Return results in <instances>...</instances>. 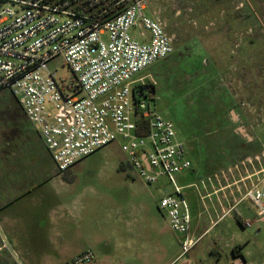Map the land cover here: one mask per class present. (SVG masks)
<instances>
[{
  "label": "built area",
  "instance_id": "2783aa9c",
  "mask_svg": "<svg viewBox=\"0 0 264 264\" xmlns=\"http://www.w3.org/2000/svg\"><path fill=\"white\" fill-rule=\"evenodd\" d=\"M70 1L0 0V93L9 91L16 98L27 120L39 130L59 173L121 142L129 165L146 185L165 182L169 188L159 209L180 236L181 257L186 256L206 235L193 234L192 209L184 193L197 185L182 186L178 181L192 162L175 123L148 101L154 99L153 87L143 81L131 86L139 72L174 53L175 38L166 32L159 15L145 13L151 0H119L116 6H125L104 19L107 10L90 15L85 13L88 5L66 7ZM132 29L139 35H132ZM59 66L67 67L72 78L59 77ZM253 159L218 171L201 184L205 187L237 175L250 165L255 170L234 184L243 183L245 191L238 203L250 199L260 220L264 218V151ZM244 224L250 227L252 222ZM94 261V251L86 250L65 264Z\"/></svg>",
  "mask_w": 264,
  "mask_h": 264
},
{
  "label": "rangeland",
  "instance_id": "374dc122",
  "mask_svg": "<svg viewBox=\"0 0 264 264\" xmlns=\"http://www.w3.org/2000/svg\"><path fill=\"white\" fill-rule=\"evenodd\" d=\"M248 2H244V6H238L240 10H236L237 5L233 0H151L145 11L151 17L155 14L159 15L160 19L167 23L166 32L176 38L175 52L167 59L156 62L139 72L132 79L131 86L140 85L142 81L153 84L156 90L155 97L148 98V101L153 109L176 125L178 139L184 142L187 150L186 157L192 162L190 171L180 175L178 181L182 186L191 183L197 185L196 188L190 187L184 190L195 215L199 213L200 207L204 206L201 197L218 190L220 186L230 185L228 191L231 195L229 196V192L226 194L229 205L238 203L245 191L243 183L242 186H240L241 183L232 185L238 180L236 174L214 182L217 185H213V188L202 189L201 181L207 180L208 176L201 177L196 173L198 165L195 155L191 153L193 146L187 142L186 129L191 126L199 129L203 123L199 115L205 113V107L216 104L218 108L214 111L215 114L212 112V115H216V118L220 120L216 123L227 122L231 131L237 128V135L221 133L207 137L215 147L209 162L216 167L210 171L209 175L233 168L236 164H241L248 159L254 161L253 158L261 157L264 151V0L262 5L257 6H249ZM242 10L256 19V23L245 27L244 31L249 27L259 31L255 49L258 54H254L253 59L258 66V77L253 76L252 81L249 73L246 74L247 70H244L242 78L238 79L235 85L229 80L224 81L222 86L216 87L189 85V82L207 81L204 71L208 74L213 73L209 71L206 63L208 56L198 44V41H201L199 37L207 31L219 29L223 16ZM139 32V30H131L134 36H138ZM56 64L58 61L51 63V68L55 69ZM57 75L65 79L72 78V73L65 66L57 68ZM211 77H215V73ZM254 81L257 84L253 90L260 93L257 96L248 93L250 83ZM210 88L216 89L218 94H210ZM224 89L232 95L231 103L224 100L226 98ZM13 97L9 91L0 93V147L8 141L25 140L22 132L17 133L18 129L33 128L37 131L32 124L24 125V123L23 128L16 126L21 118L10 116L18 111L12 103ZM205 130L209 131L210 126ZM198 133L197 135L194 133V139L197 141L204 139L200 131ZM247 142L250 143L247 144ZM263 162L261 160L262 164ZM253 165L256 166V163L253 162ZM249 167L251 166L246 164V169ZM61 176L63 184L60 190L69 200H76L74 206L79 213H82V217L98 215L97 221H89V228L95 231L92 233L93 236H103L115 228L120 237H125L124 231L136 224H140V229L149 234L153 224L161 231L162 237L179 241V235L167 226L165 216L159 209L160 199L169 188L165 182L160 184L163 188L160 185H145L138 173L129 165V157L124 152L121 142L97 150L79 161L70 170L61 173ZM245 184L248 185V182L246 181ZM217 195L219 196L220 193ZM204 201L207 206L211 205L209 198H205ZM212 201L216 205L217 200L213 198ZM235 208L232 215L226 218L216 230L211 231L205 239L220 241L219 249L225 256L223 264H235L231 248H237L238 244L243 250L247 264H264V218L257 219V209L250 199L242 200ZM112 213L115 219L110 216ZM107 215L110 217L107 218ZM237 215H242L244 222L251 221L252 225L243 227ZM87 222L88 220L84 219L83 224ZM97 246L100 248L102 244ZM111 249L115 250L114 245ZM41 254L39 252L37 258ZM35 255H24L18 247L11 245V241L0 240V264H39V261L32 260ZM112 256L117 259V256H121V252L114 251ZM116 262L112 260L113 264ZM112 263L110 261L98 264Z\"/></svg>",
  "mask_w": 264,
  "mask_h": 264
},
{
  "label": "crops",
  "instance_id": "0c3cea01",
  "mask_svg": "<svg viewBox=\"0 0 264 264\" xmlns=\"http://www.w3.org/2000/svg\"><path fill=\"white\" fill-rule=\"evenodd\" d=\"M233 1L237 5L236 10H240L238 6H244V2L249 0ZM251 2H248L249 6L263 4V0H251ZM244 12L242 10L223 16L219 29L207 31L199 37L201 41H198V44L208 56L206 63L209 71L213 73L208 74L204 71L207 81L189 82V85L216 87L222 86L226 80L235 85L237 80L242 78L244 70H247L246 74L249 73L252 81L253 76L258 77V66L253 59L254 54H258L255 49L259 31L252 27L244 31L245 27L256 23L254 17ZM175 40L176 38L174 42ZM214 73L215 77H211ZM213 80L215 81L212 82ZM255 84H257L255 81L250 83L248 93L257 96L260 93L253 90ZM224 91L226 93L224 100L231 103L232 95L226 89ZM210 94H218V92L216 89H211ZM204 109L205 113L199 117H210L211 111H208L206 107ZM23 124L32 123L23 116L16 126L23 128ZM35 129L37 131L33 128H26L27 131L18 129L17 133L22 132L25 140L8 141L0 147V240L2 242L11 241V245L18 247L24 255L36 254L32 260L39 261V264H65L86 250H92L95 253V261L92 264L110 261L112 263V260L117 261L115 264H223L225 256L219 249L220 241L205 239V237L211 231L216 230L236 210L234 207L237 203L229 205L226 199L230 185L220 186L218 190L202 196L204 206L200 207L197 215L192 211L193 234L206 235L186 256L181 257L180 239L177 242L162 237L161 231L153 224L149 234L140 229V224H136L132 228L128 225L129 228L124 231L125 237H120L115 228L103 236H93L92 233L95 231L89 228V221H97L98 215L91 214L88 218L82 217V213H79L74 206L76 200H69L60 190L63 177L46 149L36 126ZM221 133L237 135V128L231 131L228 127L222 131L215 127L214 130H205L203 136L208 137ZM260 166L256 164L257 169ZM254 170L253 167H249L236 176L239 180ZM243 174H245L244 177ZM212 175H208V178ZM234 183L232 185H235ZM213 185L217 184L208 183L202 189L213 188ZM157 190L161 189L157 188ZM167 191L169 190H165L164 194ZM218 193H220L219 196ZM204 198L211 200L210 206L206 205ZM213 198L217 200L216 205L212 201ZM110 216L115 219L113 213ZM110 216L107 215V218ZM237 217L245 227L242 215H237ZM83 218L88 220L85 225ZM165 220L170 228L166 216ZM217 221H219L218 224L213 226V223ZM99 244H102L103 248L101 246L99 248L97 246ZM113 245L114 251L121 252V256H117L119 260L112 256L114 251L111 247ZM236 247H230L235 264H247L240 244ZM39 252L42 254L37 258Z\"/></svg>",
  "mask_w": 264,
  "mask_h": 264
},
{
  "label": "trees",
  "instance_id": "16d2710c",
  "mask_svg": "<svg viewBox=\"0 0 264 264\" xmlns=\"http://www.w3.org/2000/svg\"><path fill=\"white\" fill-rule=\"evenodd\" d=\"M55 3H59V2H65L66 0H54ZM119 0H99V1H95V0H71L70 2H67L65 4L66 7L68 8H79V7H83V6H87V8L85 9V13L90 14V15H97L100 12H104L105 10H107V13H105V16L102 17V19H104L105 17H108L109 15L116 13L117 10L119 8H123L125 6V4H121L119 6H116V3ZM151 87H153V94L155 97V87L153 84H150ZM14 100L12 101L14 107L17 108L18 111L14 112V113H9L11 114L10 116L12 118H22L23 116H25V113L23 112V109L21 108V106L19 105L18 101L16 100L15 97H13ZM17 105V106H16ZM208 109V111H211V115L210 118L209 117H199L202 118L201 120H203L202 125L199 126V129L194 128H188L187 130V142L190 144H192L193 146V150L191 151V153H193V155H195V160L196 163L198 165V169L196 171L197 175L201 176V177H206L210 174V171L215 169V165L210 163L209 160L211 157H213L212 151L215 147H213V143H210L207 139V137H203L204 139H199L198 141L194 139V133L197 135L199 134L198 132L200 131V134L203 135L204 129L207 128L208 126H210V130H214L215 127H218L219 129H221L222 131H224L226 128L229 127L227 122H223V124H217L216 122H220L219 119L216 118V115H212V112L214 113V111H216V109L218 108L216 106V104L210 105L208 107H206ZM215 114V113H214ZM26 117V116H25ZM205 122H209L208 124H204ZM194 131V133L192 134V132ZM146 131L140 132L139 134H145ZM234 135V134H232ZM250 142H247V144H249ZM188 150L190 151L189 147ZM124 166V165H123ZM192 172L194 171V166L193 169L191 170Z\"/></svg>",
  "mask_w": 264,
  "mask_h": 264
},
{
  "label": "flooded vegetation",
  "instance_id": "af4514ba",
  "mask_svg": "<svg viewBox=\"0 0 264 264\" xmlns=\"http://www.w3.org/2000/svg\"><path fill=\"white\" fill-rule=\"evenodd\" d=\"M165 23V22H164ZM168 25H167V23H165V28L167 27Z\"/></svg>",
  "mask_w": 264,
  "mask_h": 264
}]
</instances>
